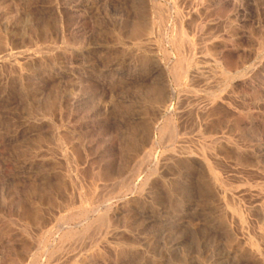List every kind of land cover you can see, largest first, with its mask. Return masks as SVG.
I'll return each instance as SVG.
<instances>
[{"label":"rangeland","instance_id":"1","mask_svg":"<svg viewBox=\"0 0 264 264\" xmlns=\"http://www.w3.org/2000/svg\"><path fill=\"white\" fill-rule=\"evenodd\" d=\"M0 264H264V0H0Z\"/></svg>","mask_w":264,"mask_h":264}]
</instances>
